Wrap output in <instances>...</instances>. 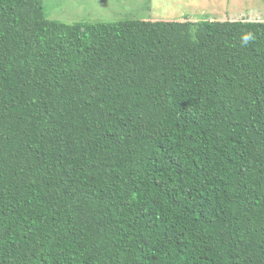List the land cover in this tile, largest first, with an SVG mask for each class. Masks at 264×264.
Returning <instances> with one entry per match:
<instances>
[{"label": "trees", "instance_id": "16d2710c", "mask_svg": "<svg viewBox=\"0 0 264 264\" xmlns=\"http://www.w3.org/2000/svg\"><path fill=\"white\" fill-rule=\"evenodd\" d=\"M208 16L0 0V264H264V21Z\"/></svg>", "mask_w": 264, "mask_h": 264}, {"label": "rangeland", "instance_id": "374dc122", "mask_svg": "<svg viewBox=\"0 0 264 264\" xmlns=\"http://www.w3.org/2000/svg\"><path fill=\"white\" fill-rule=\"evenodd\" d=\"M48 18L63 23L125 19L264 21V0H43Z\"/></svg>", "mask_w": 264, "mask_h": 264}, {"label": "clouds", "instance_id": "9594fccd", "mask_svg": "<svg viewBox=\"0 0 264 264\" xmlns=\"http://www.w3.org/2000/svg\"><path fill=\"white\" fill-rule=\"evenodd\" d=\"M253 39V36L250 34H246L242 37V40L244 43H248L249 41H251Z\"/></svg>", "mask_w": 264, "mask_h": 264}]
</instances>
